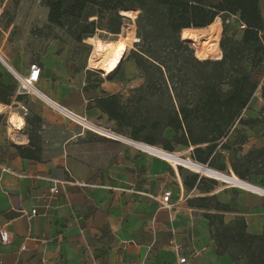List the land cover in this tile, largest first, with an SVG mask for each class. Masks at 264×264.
Instances as JSON below:
<instances>
[{
	"label": "crops",
	"instance_id": "obj_1",
	"mask_svg": "<svg viewBox=\"0 0 264 264\" xmlns=\"http://www.w3.org/2000/svg\"><path fill=\"white\" fill-rule=\"evenodd\" d=\"M261 8L264 18V0ZM45 25L48 8L42 0H0V81L17 86L9 70L28 76L38 64L36 86L43 96L17 100V90L11 105L0 102V262L179 264L184 256L187 264H236L229 255L216 254L208 221L195 214L204 211L188 206L193 197L185 191L179 169L82 128L50 104L130 138L97 106L110 96L125 103L127 76L118 72L112 79L97 78L88 68L76 69L66 45L45 35ZM54 29L63 40L73 41ZM257 80L259 89L245 119L261 117L264 66ZM13 117L23 124L14 125ZM238 130L248 138L245 152L264 147V122L254 128L237 126L230 144H236ZM17 147L31 157H23ZM226 175L235 174L230 170ZM247 182L264 190L262 177ZM54 187L58 194L51 192ZM166 192L172 198L164 208ZM210 195L235 210L225 214L226 224L245 219L250 232L264 231V196L223 184Z\"/></svg>",
	"mask_w": 264,
	"mask_h": 264
},
{
	"label": "trees",
	"instance_id": "obj_2",
	"mask_svg": "<svg viewBox=\"0 0 264 264\" xmlns=\"http://www.w3.org/2000/svg\"><path fill=\"white\" fill-rule=\"evenodd\" d=\"M262 0H42L48 8L50 28H59L78 44L95 39L99 32L119 36L127 17L138 11L137 42L132 59L145 77L135 101L122 103L118 96L99 99L97 106L117 123L122 134L135 141L174 153L191 148V159L222 173L230 170L243 181L264 178V147L245 152L248 142L238 130L236 144L228 138L237 126L254 128L260 118L245 119L259 89L257 76L264 66ZM239 16L240 35L224 29L220 60H201L193 43L182 39L187 29H205L217 18ZM180 37L182 43H180ZM239 37V38H238ZM195 48H192V45ZM0 77L2 75L0 74ZM17 86L0 81V102L11 105ZM264 91V88H263ZM23 94L17 100H22ZM264 98V92H263ZM39 123L42 122L37 118ZM28 122V119H27ZM172 133L169 138L165 132ZM31 141L34 140L32 133ZM25 158L28 151L17 147ZM224 153H228L227 160ZM186 191L203 196L189 198L190 208L203 210L218 256L229 255L240 264H264V231H249L245 219L225 223L228 204L210 195L218 183L189 173L179 166Z\"/></svg>",
	"mask_w": 264,
	"mask_h": 264
},
{
	"label": "rangeland",
	"instance_id": "obj_3",
	"mask_svg": "<svg viewBox=\"0 0 264 264\" xmlns=\"http://www.w3.org/2000/svg\"><path fill=\"white\" fill-rule=\"evenodd\" d=\"M138 15H139L138 11H133L132 14L125 16V17H127V20H126L125 25L122 29V32L119 36L108 35L105 32L99 31L94 36L95 39H93V40L87 39L81 44H78L74 41L69 43L68 40H63L59 34L54 32V30H55L54 28H50L49 26H46V25L44 27V33L48 37L53 36L54 38H59L61 40V42L63 43V45L64 44L66 45L65 50L68 52L69 61H71L73 63V65H75L76 69H84L85 70L86 68H88L92 71V74L94 76H96L97 78L102 77V76H101V74H99L100 72L92 70L90 68L91 67V65H89L90 60L92 58L96 57L97 53L101 52V50L103 48H105L109 45H112V43H114V42H118L121 40H126L127 42H129L130 46L128 47V53H127V56H126V58L122 64L120 70H119V74L121 76H127V79L124 81L125 82V88L127 90V96H126L125 103H129V102L131 103L132 102V104H133V102L135 101V98L137 97V89L140 88L145 82V77H144L143 72L137 68L134 60L131 57L132 51L135 49L134 45L137 42V28H136L135 21H136V18L138 17ZM218 22H219V28H220V38L218 41L219 43L223 37L224 29H226V31L229 35H237V36L240 35L243 31L241 28L242 25L239 22V16H232V17H228L226 19L220 18ZM132 33H135V34H132ZM207 34L208 33H206V37L203 40V42H205V43L210 42L209 36ZM180 43L183 44L181 37H180ZM192 48H194L193 45H192ZM195 48H196V53H197V46L196 45H195ZM201 60L216 61V59H214V58L201 59ZM13 76H14V78H12V79L15 80V75H13ZM235 130H236V128L234 129V131ZM165 135L169 138L172 137V133H170L169 131H166ZM127 147H130V146H127ZM130 148H132V147H130ZM158 148L162 150L161 147H158ZM191 151H192L191 148L178 147L174 153L179 154L182 158L191 159ZM151 157H154V156H151ZM193 162H195V161H193ZM164 163L169 165L166 162H164ZM170 167L173 169V167L171 165H170ZM181 167L185 168L189 173H195L192 170V168L190 169V167H186L185 165H181ZM178 169H179V167H178ZM216 172H217V170H216ZM195 174H198L203 179H212V180L216 181L218 183L217 187H219L220 184L227 185V186L231 187L230 185L225 184L222 181H217L216 179L203 176L199 173H195ZM221 174H222V172H221ZM224 174L226 175V173H223V175ZM170 183L172 184V187L178 186L177 181H171ZM238 190L243 191L242 189H238ZM186 192H188V191H186ZM188 194H189V197L199 196L198 195L199 193L197 191H190V192H188ZM195 214H197L198 217L202 216L201 212H195Z\"/></svg>",
	"mask_w": 264,
	"mask_h": 264
},
{
	"label": "bare ground",
	"instance_id": "obj_4",
	"mask_svg": "<svg viewBox=\"0 0 264 264\" xmlns=\"http://www.w3.org/2000/svg\"><path fill=\"white\" fill-rule=\"evenodd\" d=\"M217 19L211 26L205 29H187L182 32V39L185 42H190L197 46L196 56L199 59H211V58L216 59L221 56L220 54L221 50H219L218 48V41L220 38V28L218 22L219 19L218 20ZM206 33H208L207 35L209 36V40H210L209 43L203 42L204 38L206 37ZM129 46H130L129 42H127L126 40H121L118 42H114L112 43V45L103 48L101 52L97 53L96 57L90 60V64H89L91 65L90 68L100 72L101 75H103L105 78L112 79L119 72L127 56ZM9 71L13 75H15V77L17 75H20L12 70ZM11 122L14 125L23 124L21 119H16L14 117L11 119ZM148 152L150 153V156H154L157 157L158 159L163 160L164 162L171 165L176 171H178L179 166L185 165L186 167H190V169L192 168V170L195 173H199L203 176L216 179L217 181H222L223 183H227L229 185H233L241 189H249L254 191L257 190L252 184L242 182L235 175L233 176H228L225 174L223 175V173L221 174V172L219 171L216 172V170L214 169H211L207 166H202L196 162H193L189 158H182L177 153H169L167 151H164L163 149L162 150L158 149L157 147H149Z\"/></svg>",
	"mask_w": 264,
	"mask_h": 264
},
{
	"label": "built area",
	"instance_id": "obj_5",
	"mask_svg": "<svg viewBox=\"0 0 264 264\" xmlns=\"http://www.w3.org/2000/svg\"><path fill=\"white\" fill-rule=\"evenodd\" d=\"M241 28L243 30L245 28V26L242 25ZM262 37H263V42H264V33L262 34ZM40 75H41V67L38 64H34V65L31 66L30 73H29L28 76L23 77V76L17 75L15 77V82H16V84L18 86V92L20 94H23V95H33V96H36V97H41L42 94H41V92L39 91V89L36 86L37 83L39 82ZM101 76L103 78H105L103 75H101ZM49 102L56 110H58L59 112L63 113L64 115H66L67 117L72 119L73 121L77 122L82 128H84V129H86V130H88V131H90V132H92V133H94V134H96L98 136H101V137H104V138H107V139H110V140H113V141H117V142L123 143V144H125L127 146H130V147L136 149L137 151H139L141 153L150 155V153L148 152V148L149 147H153V146H150V145L142 143V142L135 141V140L127 138L125 136L119 135V134H117L115 132H112V131L106 130L104 128H101V127H99L97 125H94L93 123H90L89 121H87L85 119H81V118L75 116L73 113L69 112L67 109L59 106L58 104H56V103H54L52 101H49ZM139 145H141L142 147L139 146ZM202 166H205V165H202ZM241 181L244 182V183L250 184L247 181H243V180H241ZM230 186L235 188V189H241V188L233 186V185H230ZM253 186L257 189L256 191L249 190V189H242V190L249 191L250 193H253V194L258 195V196H264V190L262 188H260L258 186H255V185H253ZM51 192L54 193V194H58L59 193V191H58V189L56 187L52 188ZM171 198H172V194L170 192H166L164 194V197L162 199V206L164 208L170 206ZM33 213L36 214V211H33ZM1 237H2L3 240L6 239L4 234H1ZM170 248H172L176 252H179V250H180V247H177V246H172ZM187 263H188V260H187L186 257L183 256V257H181L179 259V264H187ZM0 264H4V263L0 262ZM48 264H55V263H48Z\"/></svg>",
	"mask_w": 264,
	"mask_h": 264
},
{
	"label": "water",
	"instance_id": "obj_6",
	"mask_svg": "<svg viewBox=\"0 0 264 264\" xmlns=\"http://www.w3.org/2000/svg\"><path fill=\"white\" fill-rule=\"evenodd\" d=\"M122 15H123V16H126V15H124L123 13H122ZM106 79H107V78H106Z\"/></svg>",
	"mask_w": 264,
	"mask_h": 264
}]
</instances>
